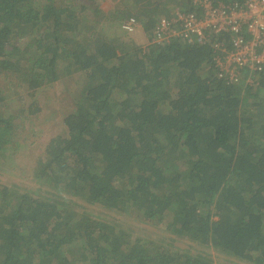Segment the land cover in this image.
<instances>
[{
	"label": "trees",
	"instance_id": "1",
	"mask_svg": "<svg viewBox=\"0 0 264 264\" xmlns=\"http://www.w3.org/2000/svg\"><path fill=\"white\" fill-rule=\"evenodd\" d=\"M100 1L0 0V170L31 182L0 174V264H264V74L231 82L209 44L117 32L190 0Z\"/></svg>",
	"mask_w": 264,
	"mask_h": 264
},
{
	"label": "built area",
	"instance_id": "2",
	"mask_svg": "<svg viewBox=\"0 0 264 264\" xmlns=\"http://www.w3.org/2000/svg\"><path fill=\"white\" fill-rule=\"evenodd\" d=\"M190 2V10L177 7L169 15L161 16L142 48L174 39L209 44L220 76L231 82L242 79L249 85L257 84L264 74V0ZM120 28L131 33L143 30L135 17L124 20Z\"/></svg>",
	"mask_w": 264,
	"mask_h": 264
},
{
	"label": "rangeland",
	"instance_id": "3",
	"mask_svg": "<svg viewBox=\"0 0 264 264\" xmlns=\"http://www.w3.org/2000/svg\"><path fill=\"white\" fill-rule=\"evenodd\" d=\"M60 1H64L66 4L70 3L71 0H60ZM74 1V0H73ZM114 0H103L100 1V5L105 4V9L108 11L112 8H114L115 3L113 2ZM175 9V8H174ZM173 9V10H174ZM113 29L115 28V25H113ZM122 29L118 27V34L119 36H123L122 34ZM144 32L145 31H138L135 33H131V36L126 35L127 37H133V41L142 46L144 44V40L142 42H140L143 38H144ZM121 34V35H120ZM128 39V38H126ZM68 81V79L62 80L60 83V86H58V89L60 91L64 90L66 88L65 85L69 86L70 92H69V100L66 102V104L70 103L72 97L74 96V92L77 93L78 89L77 87H74L73 82H66ZM47 96L52 99V95L49 92L47 94ZM51 96V97H50ZM58 97H56L57 99ZM61 99V98H60ZM23 158V157H22ZM19 170V169H18ZM20 171L17 170H13V169H9V171H4L3 169L0 170V174L1 177L5 176L8 179L12 180H17V178H19L18 180H22L24 181V183L22 184H26V185H31V182L28 181V179H26V181L24 180V178L22 176L19 175ZM39 189V186H37L34 190L37 191ZM85 204V207L87 209V211H89L90 213H93L94 215H97L99 217L105 218V219H117L120 220L122 223H124V227H126L128 230H130V232L133 233V236H136L137 233H139L140 235L144 234L147 236H154V233L156 234H160V232L156 231L152 226L150 225H144L141 222H138L137 220H135L134 218H132L130 215H126L125 213L122 212H115V211H107L105 210L103 207H100L96 204ZM144 228V229H143ZM172 236V237H171ZM170 236V240L171 241H175L177 243V246L180 247V249L186 248L190 243L189 241L185 240V238H175L173 235ZM211 259L213 260L214 264H248L246 262H242L236 259H233L225 254L219 253L218 251H215L213 249H210L208 251Z\"/></svg>",
	"mask_w": 264,
	"mask_h": 264
},
{
	"label": "crops",
	"instance_id": "4",
	"mask_svg": "<svg viewBox=\"0 0 264 264\" xmlns=\"http://www.w3.org/2000/svg\"><path fill=\"white\" fill-rule=\"evenodd\" d=\"M142 31H144V30H142ZM146 38H147V35H145V37L140 42H142L143 40L145 41Z\"/></svg>",
	"mask_w": 264,
	"mask_h": 264
}]
</instances>
